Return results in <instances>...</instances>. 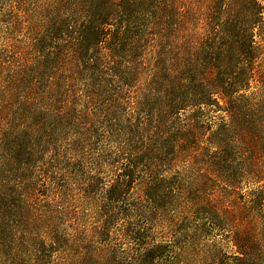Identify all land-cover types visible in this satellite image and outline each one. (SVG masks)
<instances>
[{
  "label": "rangeland",
  "instance_id": "1",
  "mask_svg": "<svg viewBox=\"0 0 264 264\" xmlns=\"http://www.w3.org/2000/svg\"><path fill=\"white\" fill-rule=\"evenodd\" d=\"M148 1L150 7L126 14L104 2L111 21L126 27L123 47L92 69L68 54L84 0H0V264H129L119 235L108 241L116 246L112 263L103 262L102 253V260L81 261L86 250L80 246H99L93 238L68 242V179L80 180L76 165L81 172L91 166L72 154L76 143L86 155L87 148L106 153L124 144L149 149L144 169L153 166L165 176L168 191L153 205L172 225L155 228L156 234L173 241L169 256L155 264H238L233 240L239 235L251 242L244 264H264V107L258 139L214 140L209 132L227 120L224 114L177 102L197 89L160 97V80L176 58L183 77L200 83L198 65L193 74L190 64L203 55L191 54L202 46L209 0ZM158 2L172 6L173 19L159 18ZM102 53L98 47L97 57ZM253 66L257 81L245 93L261 89L264 97V41ZM227 72L226 79L240 70L234 64ZM26 97L34 120L25 125L33 130L20 135ZM213 161L222 162L223 171ZM204 203L223 217L208 213Z\"/></svg>",
  "mask_w": 264,
  "mask_h": 264
},
{
  "label": "trees",
  "instance_id": "2",
  "mask_svg": "<svg viewBox=\"0 0 264 264\" xmlns=\"http://www.w3.org/2000/svg\"><path fill=\"white\" fill-rule=\"evenodd\" d=\"M108 1L111 4L110 10L117 9L122 14L135 13L149 6V1L145 2L146 0H84L81 20L73 31L76 36L68 44V54L72 55L74 62H79L77 65L95 69L96 62L107 63L109 57L117 58L119 49L123 47L120 36L124 33L122 28L126 27L117 26L111 21L115 19L110 16L108 8L103 7L104 2ZM156 7L160 10V19L174 18L175 10L172 6H163V3L158 2ZM204 19L202 46L191 54L192 57L203 55L202 62L190 64V73H193L192 67L198 65L194 70L197 73L200 70V83H190L187 81L188 77H183V64L180 58H176L170 65L173 67L160 80L162 88L158 94L167 98L176 90L185 94L187 87L197 89L177 102H186L196 107L211 106L227 118L209 132L207 139H258L264 97L261 89L248 94L245 92L258 77V70L254 69L253 62L260 43L264 41V3L261 0H209ZM98 47L103 49L102 58L100 55L97 57ZM128 52H137L135 43ZM243 56L244 60L239 58ZM234 64L240 70L239 75H231L226 79L229 66ZM29 103L30 100L26 97L20 107V135L33 130L32 124L25 125L26 121L34 120V112ZM4 120L7 122V118ZM11 126L7 122L5 131ZM134 128L137 129L138 124ZM78 147L76 143L70 149L72 154L87 158L91 166L87 172H81L79 168L75 169L76 165L73 169L80 180L75 182L74 177L68 179V242H87L89 238H93L99 244L93 251H89L87 245L80 246L86 250L87 255H83L81 261L93 258L102 260L97 255L102 253L109 259L106 257L103 262L112 263L110 260L111 256H116V246L108 241L117 235L127 241L122 251L129 264H132L133 258L135 264H155L164 260L172 251L173 241L161 239L155 228L165 226L167 229L172 225L165 219L161 221L163 217L159 210L163 208L153 204L156 203L154 199L158 201L168 191L163 187L165 176L158 175L153 166L144 169L146 164L143 162L150 154L149 149L146 146L124 144L115 147L114 151L108 149L106 153L87 148L91 153L86 155L85 152L80 154ZM212 165L215 170L218 168V171H223L222 162L213 161ZM244 167L248 168V165L245 163ZM105 174L109 178L106 181ZM202 208L217 218L223 217L209 203H204ZM25 220L24 226L30 233L32 221L29 222L28 218ZM233 242L236 248L233 256L239 261L238 264H244L245 252L251 242L244 235H239Z\"/></svg>",
  "mask_w": 264,
  "mask_h": 264
}]
</instances>
